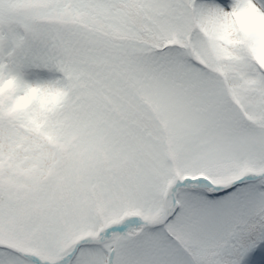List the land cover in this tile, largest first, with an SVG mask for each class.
Masks as SVG:
<instances>
[{
  "label": "snow or ice",
  "instance_id": "snow-or-ice-1",
  "mask_svg": "<svg viewBox=\"0 0 264 264\" xmlns=\"http://www.w3.org/2000/svg\"><path fill=\"white\" fill-rule=\"evenodd\" d=\"M0 264H264V0H0Z\"/></svg>",
  "mask_w": 264,
  "mask_h": 264
}]
</instances>
